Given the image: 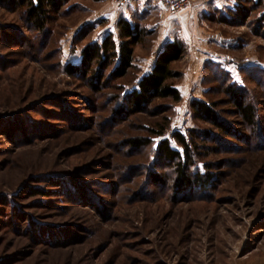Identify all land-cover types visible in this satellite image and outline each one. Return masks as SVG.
Instances as JSON below:
<instances>
[{
  "label": "rangeland",
  "instance_id": "374dc122",
  "mask_svg": "<svg viewBox=\"0 0 264 264\" xmlns=\"http://www.w3.org/2000/svg\"><path fill=\"white\" fill-rule=\"evenodd\" d=\"M192 1L176 15L153 5L131 19L151 31L134 47L133 74L149 69L167 39L182 41L184 55L171 64L181 73L173 81L181 101L164 112L169 103L157 100L146 113L112 123L118 104L108 96L120 91L94 93L58 67L78 63L85 45L114 30L113 20H104L112 1L68 0L46 44L19 11L0 7V264H264V75L242 72H264V32L256 21L264 9L244 3L245 18L220 24L226 11H209L212 21L184 27L178 18ZM89 23L92 31L74 40ZM200 50L221 59L216 63L255 99L262 140L243 127L225 96L211 93L222 118L245 138L221 146L207 140L199 159L214 180L207 190L178 193L171 169L152 151L163 138L178 149L172 131L216 133L190 115L192 99H208V87L199 84ZM166 116L163 138L140 150L127 146L141 126L155 129ZM152 173L164 181L154 182Z\"/></svg>",
  "mask_w": 264,
  "mask_h": 264
},
{
  "label": "trees",
  "instance_id": "16d2710c",
  "mask_svg": "<svg viewBox=\"0 0 264 264\" xmlns=\"http://www.w3.org/2000/svg\"><path fill=\"white\" fill-rule=\"evenodd\" d=\"M67 1L0 0V7L9 11H19L26 27L37 33L43 39L41 43L46 44L47 38L51 36L49 27L55 19L65 14L62 9ZM244 3L252 10L264 9V0H237L236 7L226 11L228 16L220 13V18L216 22L226 24L231 22L232 18H245L247 10L241 6ZM205 19L212 21V13ZM256 21L262 25L264 32V14ZM92 29L93 23L85 24L77 32L74 40L83 30H88L86 31L88 33ZM150 34L151 31L142 28L138 23H130L120 18L116 22L114 32H108L101 39L90 42L81 49L78 63H68L62 66L61 61H58V67L67 76L86 81L94 93L99 94L106 90L120 91L112 97L108 96L118 104L112 110V118L108 119L111 123L118 118L124 120L138 113H146L157 100L169 103L164 111L169 112L171 105L179 103L182 99L180 91L173 83L181 77V73L175 71L171 64L183 57L184 45L179 39L166 43L163 50L156 56L149 73L133 74L135 70L134 47L142 43ZM242 72L246 75H264V72L256 67L245 68ZM202 73L201 84L208 87L204 93L205 98L208 97V99H192L189 102L190 115L193 121L208 124L216 133L212 130H200L196 126L189 129L186 135L179 131H172L169 137L178 148L174 149L170 140L163 138L169 126V118L166 116L161 123L156 124L155 129L141 126V135L131 136L126 140L130 149L140 150L150 145L152 138H163L152 152L156 161L171 169L173 190L178 193L190 192L193 188L199 191L207 190L214 180L208 165L199 159L202 155L201 150L206 152L209 150L206 146L207 140H215L217 146H221L226 143L225 139L242 140L245 138L222 118L217 108L218 103L209 98L211 93L225 96L226 103L234 108V113L241 120L243 127L253 131L254 136L256 132L257 138L259 136L257 132L261 129L259 109L255 99L250 96L244 86L234 82L227 70L210 60L204 62ZM129 77L132 78L129 84L122 83L114 86L118 83L117 81ZM258 79L256 78V84H258ZM212 84L217 86L216 89L214 88L215 91L209 87ZM108 94H104L103 97ZM261 95L264 99V94ZM259 137L258 140L261 141L262 138ZM200 165L203 166L204 172L200 171ZM151 179L157 183L164 181L159 173H152Z\"/></svg>",
  "mask_w": 264,
  "mask_h": 264
},
{
  "label": "crops",
  "instance_id": "0c3cea01",
  "mask_svg": "<svg viewBox=\"0 0 264 264\" xmlns=\"http://www.w3.org/2000/svg\"><path fill=\"white\" fill-rule=\"evenodd\" d=\"M153 5L161 9V11L163 10V12L168 13L159 0H130L122 8H118V7L116 8L114 7L115 5L113 6L110 4V6H112L113 9L109 11L108 14H106V16H104L105 17L104 20H106L107 18L113 20L114 27L116 25V22L120 18H123L127 20L128 22L132 23L131 19L137 11H142V10L152 11ZM236 5H237V0H193L189 9L178 19L180 20V23L182 24V26L190 28V26H192L195 22L197 23L199 19L208 16L209 11L224 12V11L231 10V9L233 10L236 7ZM104 31H105L104 32V35H105L108 33L109 30L107 31V29H105ZM112 31L114 32L115 28ZM104 35L97 37L95 40L101 39ZM183 39L184 41H186V39H188V36L187 35L183 36ZM172 40L173 39H167L162 44V46L159 48L154 58H152V62L149 66V69L143 70L142 72L143 74L150 72L156 56L163 50L164 45L168 42H171ZM200 53H201V56L203 57L201 60H198L201 69L203 68L204 62L209 59L211 61H214L215 63L216 62L221 63V59H216V58H213L212 56H209L210 54L206 50L204 51L200 50ZM228 64H231L232 66L231 62H229ZM200 82H201V78H200L199 84Z\"/></svg>",
  "mask_w": 264,
  "mask_h": 264
},
{
  "label": "built area",
  "instance_id": "2783aa9c",
  "mask_svg": "<svg viewBox=\"0 0 264 264\" xmlns=\"http://www.w3.org/2000/svg\"><path fill=\"white\" fill-rule=\"evenodd\" d=\"M111 1L116 7L122 8L130 0H111ZM159 1L170 15H176L182 12L190 4V0H159Z\"/></svg>",
  "mask_w": 264,
  "mask_h": 264
}]
</instances>
